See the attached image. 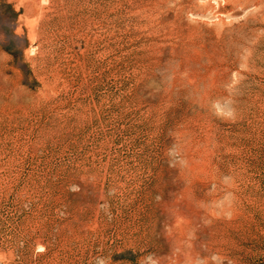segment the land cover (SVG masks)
I'll use <instances>...</instances> for the list:
<instances>
[{"label":"rangeland","instance_id":"374dc122","mask_svg":"<svg viewBox=\"0 0 264 264\" xmlns=\"http://www.w3.org/2000/svg\"><path fill=\"white\" fill-rule=\"evenodd\" d=\"M0 264H264V0H0Z\"/></svg>","mask_w":264,"mask_h":264}]
</instances>
